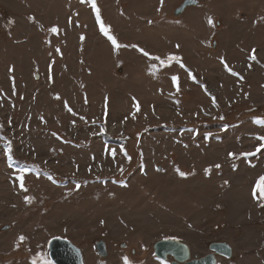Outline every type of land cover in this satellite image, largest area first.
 Returning <instances> with one entry per match:
<instances>
[{"label":"rangeland","instance_id":"1","mask_svg":"<svg viewBox=\"0 0 264 264\" xmlns=\"http://www.w3.org/2000/svg\"><path fill=\"white\" fill-rule=\"evenodd\" d=\"M184 1L95 0L117 50L92 0H0V264H54L55 238L84 264H171L162 240L264 264V0Z\"/></svg>","mask_w":264,"mask_h":264},{"label":"water","instance_id":"2","mask_svg":"<svg viewBox=\"0 0 264 264\" xmlns=\"http://www.w3.org/2000/svg\"><path fill=\"white\" fill-rule=\"evenodd\" d=\"M196 0H185L176 14H182L186 8L197 5ZM50 258L54 264H84L81 250L69 240L55 238L49 245ZM155 256L171 264H218L217 257L231 259L234 256L233 248L230 244L216 242L210 245L211 253L200 259H193L190 247L178 240H162L154 245ZM97 251L103 257L107 256L106 244L101 241L97 244Z\"/></svg>","mask_w":264,"mask_h":264},{"label":"snow or ice","instance_id":"3","mask_svg":"<svg viewBox=\"0 0 264 264\" xmlns=\"http://www.w3.org/2000/svg\"><path fill=\"white\" fill-rule=\"evenodd\" d=\"M161 3H163V0H161ZM92 7H93V9L96 12L97 21L100 23V31L108 38L109 41H111L114 49L118 50L121 47V45L117 42L116 37H114L113 35L110 34V29L108 27H106L104 25V23L100 20L99 9L96 6L95 0H92ZM207 23H208V25L210 27H214L215 26L212 17H208L207 18ZM51 32L56 33V32H58V29L56 27H53L51 29ZM132 47H136V46L133 45ZM140 51L143 52L144 56H149L150 55L148 52L144 51L143 49H141ZM151 59L160 60L162 65L167 64L168 61H171V60H177V61L180 60L179 57H175V56H172V55H169L167 60H161L160 57H151ZM250 59H255V50H253V54L250 56ZM221 62L225 64L226 68H228V66H227L226 62H224L223 58H221ZM181 67H184V65L181 64ZM228 70L231 71L230 68ZM154 71H155V65H151L150 68H149V72L150 73H154ZM232 74L233 75H237L235 72H232ZM171 79H172V82L174 84H176L177 81H178V77H176V76H172ZM137 110H139L138 107H137ZM69 111H71V109H69ZM221 119H223V117H221ZM254 122L256 124H259V125H264V119H261V118H256ZM256 139L264 142V137H256ZM262 149H264V143H261L259 145V147H257L256 151L260 152ZM6 152L8 154V158L11 159L12 146H11V142L10 141L6 145ZM114 154L115 153H113V155ZM125 155H126V153H125ZM242 155L248 156V155H254V153H242ZM229 156L230 157H235V154L234 153H229ZM129 159H130V157H129ZM215 167L219 168L220 165H216ZM206 171H209V170H206ZM177 172L179 173L180 176H185L186 175V173L180 172L179 169H177ZM19 179H20V187H21V189L24 190V191H27L26 187L24 186L23 177H19ZM257 191H259V193H260V195L258 197L256 195ZM253 197L255 199L260 200V201H264V175L260 176L258 178V180L256 181V186H255V188L253 190ZM25 199H26V201L28 203H31L33 198L25 197ZM261 206H264V203H262ZM19 239L22 241V240L26 239V237L21 236V237H19ZM123 259H124V264H132V262L127 257H124ZM46 264H50V261L46 262Z\"/></svg>","mask_w":264,"mask_h":264},{"label":"trees","instance_id":"4","mask_svg":"<svg viewBox=\"0 0 264 264\" xmlns=\"http://www.w3.org/2000/svg\"><path fill=\"white\" fill-rule=\"evenodd\" d=\"M108 139H110V138H108V137H107V139H106V140H107L108 142H110V141H114V140H111V139H110V140H108Z\"/></svg>","mask_w":264,"mask_h":264},{"label":"bare ground","instance_id":"5","mask_svg":"<svg viewBox=\"0 0 264 264\" xmlns=\"http://www.w3.org/2000/svg\"><path fill=\"white\" fill-rule=\"evenodd\" d=\"M185 12H186V10H185ZM218 258V257H217Z\"/></svg>","mask_w":264,"mask_h":264}]
</instances>
